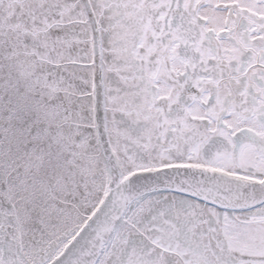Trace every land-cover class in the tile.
<instances>
[{
    "label": "snow or ice",
    "instance_id": "obj_1",
    "mask_svg": "<svg viewBox=\"0 0 264 264\" xmlns=\"http://www.w3.org/2000/svg\"><path fill=\"white\" fill-rule=\"evenodd\" d=\"M0 264H264V0H0Z\"/></svg>",
    "mask_w": 264,
    "mask_h": 264
}]
</instances>
